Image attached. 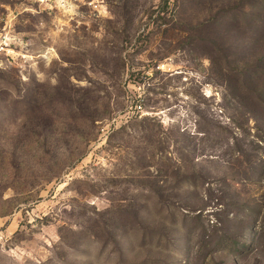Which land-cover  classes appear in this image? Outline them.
Wrapping results in <instances>:
<instances>
[{
  "label": "rangeland",
  "instance_id": "1",
  "mask_svg": "<svg viewBox=\"0 0 264 264\" xmlns=\"http://www.w3.org/2000/svg\"><path fill=\"white\" fill-rule=\"evenodd\" d=\"M0 264H264V0H0Z\"/></svg>",
  "mask_w": 264,
  "mask_h": 264
},
{
  "label": "built area",
  "instance_id": "2",
  "mask_svg": "<svg viewBox=\"0 0 264 264\" xmlns=\"http://www.w3.org/2000/svg\"><path fill=\"white\" fill-rule=\"evenodd\" d=\"M3 235H2V233L0 232V241L3 239Z\"/></svg>",
  "mask_w": 264,
  "mask_h": 264
}]
</instances>
